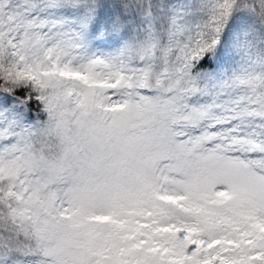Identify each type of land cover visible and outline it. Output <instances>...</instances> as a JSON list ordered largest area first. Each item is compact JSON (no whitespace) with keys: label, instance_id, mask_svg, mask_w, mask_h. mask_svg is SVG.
<instances>
[{"label":"snow or ice","instance_id":"1","mask_svg":"<svg viewBox=\"0 0 264 264\" xmlns=\"http://www.w3.org/2000/svg\"><path fill=\"white\" fill-rule=\"evenodd\" d=\"M0 264H264V0H0Z\"/></svg>","mask_w":264,"mask_h":264}]
</instances>
